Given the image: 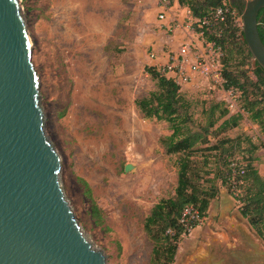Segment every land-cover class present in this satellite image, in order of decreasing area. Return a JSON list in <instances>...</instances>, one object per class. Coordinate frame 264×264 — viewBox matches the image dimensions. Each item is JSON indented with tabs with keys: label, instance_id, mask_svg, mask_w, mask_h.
<instances>
[{
	"label": "rangeland",
	"instance_id": "374dc122",
	"mask_svg": "<svg viewBox=\"0 0 264 264\" xmlns=\"http://www.w3.org/2000/svg\"><path fill=\"white\" fill-rule=\"evenodd\" d=\"M173 1L167 19L160 22L159 0H20L39 78L45 134L60 158V186L83 234L103 251L107 264L149 263L153 245L144 222L154 205L175 192L178 156L167 154L162 144L171 133L168 125L144 118L136 107L137 100L156 90L149 68L166 65L189 34L196 39L188 43H197L191 21L182 15L179 23L172 16ZM235 20L241 27V17L236 14ZM226 48L234 49L233 44ZM240 54L233 51L228 68L246 71L256 82L254 61H244ZM222 76L221 67L219 78L196 77L181 85L179 94L196 131L207 125L216 104L213 119L223 110L226 118L242 114L237 127L228 131L219 129L223 119L216 121L208 140L238 144L232 150L238 160L244 151L249 158L247 151L254 145L258 170L257 164L264 165V135L241 110L240 93L227 88ZM127 165L131 170L125 172ZM260 231L258 235L252 229L264 248V225Z\"/></svg>",
	"mask_w": 264,
	"mask_h": 264
},
{
	"label": "water",
	"instance_id": "95a60500",
	"mask_svg": "<svg viewBox=\"0 0 264 264\" xmlns=\"http://www.w3.org/2000/svg\"><path fill=\"white\" fill-rule=\"evenodd\" d=\"M244 40L264 77L258 15L264 0H236ZM20 0H0V264H107L83 234L59 182L45 134L39 78ZM131 166L125 167V172ZM223 264H264V250Z\"/></svg>",
	"mask_w": 264,
	"mask_h": 264
},
{
	"label": "trees",
	"instance_id": "16d2710c",
	"mask_svg": "<svg viewBox=\"0 0 264 264\" xmlns=\"http://www.w3.org/2000/svg\"><path fill=\"white\" fill-rule=\"evenodd\" d=\"M178 5L189 11V16L199 23L194 25V32L201 35L204 42L213 44L222 52L220 60L222 77L227 88L237 90L244 100L241 110L251 122L256 124L264 135V93L253 94L249 91L264 90L262 70L254 62L252 74L256 82H252L246 71L235 73L228 68L233 51H240L245 60H253L246 46L242 28L236 24L235 15L241 17L240 10L224 0H176ZM218 10H222L221 18H215ZM236 13V14H235ZM258 32L264 44V8L258 15ZM233 44L234 49L226 48ZM228 52V54H227ZM244 65V62L242 63ZM150 73L156 80V90L136 102V107L146 119H155L167 123L170 135L162 142L167 154L177 155L175 162L177 184L174 195L159 201L151 209L144 222V231L153 249L148 264H173L177 247L182 237L193 228L195 223L189 221L187 226L182 222L186 210H192L205 217L211 201L224 189L239 205V213L249 226L261 235L260 227L264 225V178L255 167L256 157L252 156L256 147L253 145L238 160L232 150L238 144L231 140L210 144L208 136L216 121L223 119L219 129L228 131L237 127L242 114L229 116L223 110L217 119H213L219 105L209 110L207 125L202 131L193 129L194 122L188 112L187 102L179 94L180 86L171 78L159 73L156 67H150ZM263 104V107L261 105ZM250 142V141H249ZM230 143L227 148L224 145ZM220 154H209L206 152ZM202 159L203 162L199 160ZM209 159V160H208ZM213 160L211 163L209 161ZM214 168H209V165ZM208 168V170L206 169ZM92 212L98 216L99 209L93 204Z\"/></svg>",
	"mask_w": 264,
	"mask_h": 264
},
{
	"label": "crops",
	"instance_id": "0c3cea01",
	"mask_svg": "<svg viewBox=\"0 0 264 264\" xmlns=\"http://www.w3.org/2000/svg\"><path fill=\"white\" fill-rule=\"evenodd\" d=\"M172 12L179 23L182 15L189 18L188 9L180 7L176 0L173 1ZM184 39L193 43L196 38L189 34ZM195 47L197 50L193 54L200 53L201 39H197ZM193 56H189L186 65L189 72H192ZM191 75L194 77L193 72ZM257 167L264 178V165L257 164ZM253 243L260 244L247 221L240 215L238 203L221 189L211 201L203 224L182 237L173 264H223V258L232 261L235 257L242 258L243 254L251 252ZM260 248L264 250L261 244Z\"/></svg>",
	"mask_w": 264,
	"mask_h": 264
},
{
	"label": "built area",
	"instance_id": "2783aa9c",
	"mask_svg": "<svg viewBox=\"0 0 264 264\" xmlns=\"http://www.w3.org/2000/svg\"><path fill=\"white\" fill-rule=\"evenodd\" d=\"M170 5L169 0H159L160 12L158 14V19L160 22H163L167 19L166 11ZM223 15L222 10H218L215 14V18H221ZM191 21V26L197 25L198 27L202 26L204 22L199 23L197 20L189 18ZM190 27V26H189ZM196 35V34H195ZM198 38L201 39V49L200 53L193 54V48L197 50L196 47H193L188 41H184L180 44L178 51L175 55L170 57V60L162 68L157 69L162 75L171 78L177 85H185L194 81L195 77L198 78H208L212 77L213 79L220 77L221 70V57L222 52L219 48H215L213 44L206 43L201 38V35H198ZM194 55V60L192 64V72L186 70V65L188 63L189 56ZM189 221L195 223L193 228L188 229V233L196 227H199L204 222V217H200L199 214L192 210H186L183 214L182 222L187 224Z\"/></svg>",
	"mask_w": 264,
	"mask_h": 264
},
{
	"label": "flooded vegetation",
	"instance_id": "af4514ba",
	"mask_svg": "<svg viewBox=\"0 0 264 264\" xmlns=\"http://www.w3.org/2000/svg\"><path fill=\"white\" fill-rule=\"evenodd\" d=\"M230 2L233 4H236L237 3V1L236 0H230Z\"/></svg>",
	"mask_w": 264,
	"mask_h": 264
}]
</instances>
